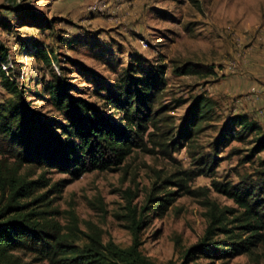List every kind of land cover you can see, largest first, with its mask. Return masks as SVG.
Instances as JSON below:
<instances>
[{
	"label": "rangeland",
	"instance_id": "1",
	"mask_svg": "<svg viewBox=\"0 0 264 264\" xmlns=\"http://www.w3.org/2000/svg\"><path fill=\"white\" fill-rule=\"evenodd\" d=\"M33 11L49 21L35 24L26 16ZM0 36L10 50V75L45 119L63 121L46 88L54 75L71 83L73 93L109 113L110 108L96 94L97 87H115L138 56L166 65L167 85L160 103L168 105L175 131L197 97L212 102L211 119L203 124L195 142L182 140L170 156L148 140V149L154 151L136 148L113 170H93L75 177L24 165L20 173L29 180L43 171L51 184L64 180L60 192L49 193L52 207L59 210L55 219L63 227L71 225L74 213L82 231L99 233L105 242L128 247L133 240L127 227L129 207L141 209L151 204V195L177 190L176 200L163 214L146 209L141 250L155 264H264V243L251 253L228 259L187 257L188 250L205 236L210 222L203 189L207 188L209 199L221 208L239 214L242 209L215 191L212 180L237 182L256 171L264 159V149L245 159L264 135V0H0ZM36 45L54 50L59 61L51 65L42 62L35 56ZM187 62L206 65L212 72H174ZM10 97L0 82V102ZM238 115L254 122L259 132L231 139L215 152L214 141ZM207 152L217 158L214 176L191 180L188 185L194 193L165 183L181 178L182 171L194 168L196 158ZM48 189L39 190L36 196ZM4 203L2 199L0 205ZM20 254L24 261L33 257Z\"/></svg>",
	"mask_w": 264,
	"mask_h": 264
},
{
	"label": "trees",
	"instance_id": "2",
	"mask_svg": "<svg viewBox=\"0 0 264 264\" xmlns=\"http://www.w3.org/2000/svg\"><path fill=\"white\" fill-rule=\"evenodd\" d=\"M26 16L38 25L49 21L34 11ZM9 56V47L0 36V82L11 95L7 101L0 102V202L5 199L0 205V264L41 261L50 264H155L141 250L140 233L148 215L146 209L163 214L176 200L179 191L153 194L148 201L151 204L141 209L129 207L127 227L133 232V240L128 247H122L112 240L105 242L99 233L82 231L74 213L71 214V225L63 227L55 219L59 210L52 207L53 199H49V193L60 192L64 180L51 184L45 175L47 171L29 180L20 170L26 164L37 165L75 177L93 170H113L120 167L136 148L154 151L148 149V140L164 155L170 156L179 149L182 140H188L190 144L195 142L203 124L211 119V100L197 97L175 131L174 121L167 113L168 105L160 103L167 85L166 65L150 63L138 56L115 87H97L96 94L110 108L109 113L73 93L71 83L54 75L46 88L51 104L62 115L63 121L45 119L32 107L25 90L10 75L13 68H5L9 65ZM35 56L47 65L59 61L54 50L48 47L36 45ZM202 70L212 72L211 67L192 62L175 67L174 72L182 75ZM235 125L241 129H236ZM151 127L153 131H148ZM259 129L245 115L235 116L212 146L216 152L231 139H243ZM263 149L264 135L257 139L245 159ZM216 159L211 152L203 153L196 158L194 168L182 171V177L176 181L167 179L165 183H174L180 190L194 193L189 182L200 175L214 176ZM47 187L45 193L36 196L39 190ZM212 187L234 200L242 211L236 214L230 208H221L209 199L207 188H204L210 222L201 242L188 250V259L201 255L228 259L251 253L264 243V159H260L256 171L237 182L213 179ZM26 198L31 200L23 202ZM218 236L224 238L216 239ZM20 253L33 257L24 261Z\"/></svg>",
	"mask_w": 264,
	"mask_h": 264
},
{
	"label": "built area",
	"instance_id": "3",
	"mask_svg": "<svg viewBox=\"0 0 264 264\" xmlns=\"http://www.w3.org/2000/svg\"><path fill=\"white\" fill-rule=\"evenodd\" d=\"M6 69H8V67H5Z\"/></svg>",
	"mask_w": 264,
	"mask_h": 264
}]
</instances>
